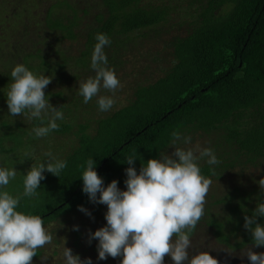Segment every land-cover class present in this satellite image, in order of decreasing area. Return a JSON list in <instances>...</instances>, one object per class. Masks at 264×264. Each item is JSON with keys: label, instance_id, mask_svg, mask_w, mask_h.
Here are the masks:
<instances>
[{"label": "trees", "instance_id": "obj_1", "mask_svg": "<svg viewBox=\"0 0 264 264\" xmlns=\"http://www.w3.org/2000/svg\"><path fill=\"white\" fill-rule=\"evenodd\" d=\"M47 1L49 5L41 20L35 8ZM183 2L189 18L187 29L185 34H174L168 40L166 48L171 61L162 76L137 85L129 103L98 119L93 133L89 132V124L79 125L77 146L62 159L67 167L60 177L45 172L35 197H24L23 188L8 191L13 197H21L17 211L39 215L44 226L76 213L78 206L85 208L92 203L82 191V174L89 158L96 162L95 170L105 187L114 179L119 187L125 185L127 178L126 157L137 155L134 166L139 173L147 160L159 159L167 151L173 131L182 135L186 132V136L201 132L216 137L213 148L220 163L209 165L207 159L199 163L206 178L219 179L238 167L264 168V0H95L93 6L71 0H24L18 7L24 14L21 34L28 41L27 47L31 45L24 49L21 58V41L16 42L12 55L21 58V62L11 60L5 72L0 73V82L8 78L0 89L10 90L11 71L18 64L37 76L38 72L52 74L67 68L65 56L59 53L60 61L53 62L52 53L40 44L45 40L40 37L43 28L59 32L61 39L84 40L85 50L76 62L85 67H91L96 35L106 34L111 40L104 48L108 64L117 66L112 58L116 53L127 49L133 44L130 42L146 38L144 30L160 35ZM90 7L97 12L87 22ZM166 32L168 29H164ZM109 49L113 54H108ZM6 102L3 100L1 105ZM0 122L1 167L25 146L26 130L11 125L12 121L3 114ZM72 129L71 124H59V129L51 133L67 134ZM6 143L13 146L6 147ZM212 198L190 237L194 248L189 249L190 255L196 250L210 252L198 241V235L208 228L218 248L210 255L220 264H250L249 260L233 259L252 244L251 233L243 227L244 216H251L256 205L264 203V192L255 183ZM258 222L264 225V217H259ZM224 249L231 251V258H224ZM253 251L264 252V246ZM168 262L173 264L171 257L165 256L164 264Z\"/></svg>", "mask_w": 264, "mask_h": 264}, {"label": "clouds", "instance_id": "obj_2", "mask_svg": "<svg viewBox=\"0 0 264 264\" xmlns=\"http://www.w3.org/2000/svg\"><path fill=\"white\" fill-rule=\"evenodd\" d=\"M95 39L90 65L95 75L79 82L78 94L85 104L96 97L99 110L104 112L114 106L115 93L122 85L115 71L107 67L104 48L111 40L102 33ZM11 78L13 82L7 93L9 114L15 117L27 113L28 119L39 120L41 124L47 119V126L33 128L37 138L58 130L57 120H63L64 114L45 94L53 76H37L25 65L18 64L12 69ZM101 89L113 95H100ZM171 136L174 150L161 153L159 159L147 160L139 173L134 166L137 155L126 157L129 165L125 169L126 190H121L115 179L105 187L103 178L95 170L96 162L93 158L86 161L82 191L90 202L107 206L106 225L89 232V244L93 239L98 240V260L122 257L120 264H164L165 256H169L173 264H220L208 251L196 250L194 255L189 252L194 249L190 237L205 214L206 196L212 185V180L201 174L198 162L207 158L209 165H217L220 161L213 149L202 148L199 142L188 148L177 146L180 142L191 145L190 136H183L179 131H173ZM43 155L49 159L31 166L23 180L24 197L37 195L45 172L60 177L67 167V162L56 159L51 151ZM16 175L15 168H0V188H6ZM256 183L264 192V178ZM20 199L8 191H0V264H33L38 249L54 240L39 215L16 210ZM78 209L92 216L83 206ZM259 217H264V203L257 204L251 216H244L243 227L251 233L252 244L241 257L246 256L250 264H264V252L253 251L264 246V225L258 222ZM74 230H78V226H74ZM63 240L65 245L66 240ZM62 255L64 264H92L91 258L82 260L65 246ZM47 258L45 255L41 260Z\"/></svg>", "mask_w": 264, "mask_h": 264}, {"label": "rangeland", "instance_id": "obj_3", "mask_svg": "<svg viewBox=\"0 0 264 264\" xmlns=\"http://www.w3.org/2000/svg\"><path fill=\"white\" fill-rule=\"evenodd\" d=\"M77 1H79V3H87V6H93L95 0H71L72 3ZM152 1L160 2L163 0ZM21 2L24 3V0H0V73L5 72L11 60L13 63L21 62L20 59L24 56V49H29L31 45L27 47L26 43L28 41L26 40L25 42L21 34V32L24 31V14L22 10L18 9V7H22ZM48 5L49 2L47 1L42 7L35 8L36 12H39V19L43 20V15L46 11L45 7ZM185 5L186 3L183 2L177 14L174 15V19L171 20L170 26L163 28L160 35H156L155 32H151L150 30H144L143 33L147 34L146 38L130 42L133 44H130L125 50L121 49L119 54L116 53L115 57H112L115 59L117 66L107 64V67L115 71L122 87L115 93L114 98L116 102L114 106L109 111L104 112L99 110L96 97L85 104L83 102V97L78 94L79 82L86 81L89 77H94L95 75L91 67L77 65L76 62L80 59L81 52L85 50V41L81 39H61L59 32L47 31L42 27L43 31L40 32V37L45 40H42L44 42L40 44H43V48L47 47L50 53H52L53 62H55V60L60 61V53L61 57L65 56L68 59V66L66 69H59L58 72L52 74L46 71L38 72V76L41 74L53 76L52 82L45 89L46 98H49V102L53 106L58 107L64 114V119L57 120V123L71 124L73 129L67 134L49 133L46 137L37 138L33 132V128L47 126V119L41 124L39 120L28 119L27 113L21 116H11L8 111L7 102L1 105L3 100H7L8 92L6 87L0 89V117L3 114L4 118L13 122H11V125L17 124V127L20 126L22 129L26 130L25 146L12 154L11 156L14 158L9 159L8 162H5V164L0 167L2 168L5 166L17 170L16 177L10 180L9 185L4 188L5 190L12 192L23 188V180L31 166L46 162L49 159L44 156L43 153L51 151L56 159L62 160L65 158L77 146L79 125L89 124L91 126L89 132L93 133L95 122L98 119L106 117L113 111L129 103L137 85H146L156 81L162 76L171 61L170 50L166 48L168 40L171 39V36L174 34H185L187 29L186 21H188L189 18H187L185 14ZM93 8L94 7H90L87 22L94 19V15L97 11ZM16 13H18L17 16L14 15ZM164 29H168V32L164 33ZM157 30L158 29H156V31ZM34 34H36V32ZM16 42L20 44L18 49L21 53V58L12 55L14 46L17 44ZM54 52H58V54H54ZM108 54H113V52L109 49ZM6 77L2 79L0 86L7 82L8 78ZM100 95L112 96L113 94L107 90L101 89ZM1 106H3V108H1ZM37 121L39 123H37ZM0 124H2V122H0ZM183 136H186V132ZM187 136L191 137L192 144L185 145L180 142L177 144L178 147L188 148L199 142L202 148L207 147L214 150V144L217 142L214 135L206 136L201 132L189 134ZM5 146L12 147L13 145L11 143H6ZM171 147L172 145L164 154L171 153L174 150ZM26 153L28 155H26ZM217 154L215 153V155ZM205 159L207 158H204L198 163L203 164ZM261 178H264V168L238 167L229 170L221 178L212 179V185L206 196V203L209 204L208 202L213 200V196L216 198L223 197L229 190H233L235 187H250L256 183L257 179L260 180ZM119 188L121 190H126V185L119 186ZM85 209L92 213L91 217L78 210L70 216L62 217L44 226L53 234L54 240L44 248L38 249V253H42L39 257H33V264H64L62 255L64 246L70 248L73 254H78L82 260L91 258L92 264H111L112 262H114L112 264H117L118 258L120 259V257L115 259L108 257L106 260H98V240L93 239L91 244L88 242L90 231L95 232L98 228L106 225L107 222L102 215L107 211V206L90 203ZM74 226H78V230H74ZM63 238L66 240L65 245ZM198 241L200 244L207 247L212 254L218 251L216 247L217 244L208 228H205V230L198 235ZM225 252L226 251H224V253ZM243 253L244 251L236 253L235 256L239 255V257L233 260L246 262L248 258L246 256L241 257ZM45 255L48 256V258L46 261H42L41 257ZM228 257L227 252V256L224 258ZM165 264H170V262Z\"/></svg>", "mask_w": 264, "mask_h": 264}]
</instances>
